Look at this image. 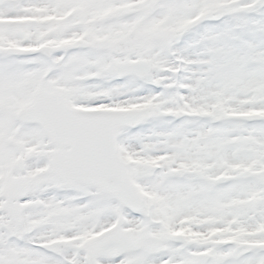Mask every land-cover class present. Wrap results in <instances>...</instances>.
I'll return each mask as SVG.
<instances>
[{"label": "rangeland", "instance_id": "obj_1", "mask_svg": "<svg viewBox=\"0 0 264 264\" xmlns=\"http://www.w3.org/2000/svg\"><path fill=\"white\" fill-rule=\"evenodd\" d=\"M48 1L50 7H74L73 14L68 13L73 18H58L70 6L50 9ZM149 1L10 0L0 7V191L7 177L17 176L18 159H25L28 152L35 154L32 160H25L29 188L19 202V225L0 210V264H85L80 245L111 227L118 216L123 217V228L132 237L146 240L140 252L119 258L104 255L98 258L99 264H264V206L260 214L263 221L258 225L250 222L246 212V199L259 195L257 191L245 189L249 193L245 199H238L235 189H229L227 196L217 193L209 201L211 205H206L207 212L198 214L200 218H188L187 226L181 227L190 231L186 242L173 245L166 242L159 222V193L165 186L160 183L164 176L157 171V165L166 167L168 172L181 168L182 158L189 159V151H200L202 143L196 141L205 139L204 121L212 117L201 114L204 108L194 110L196 116L192 109L186 120L183 116L194 97L182 91L190 72L191 85H200L197 93L194 90L199 97L196 101H205L211 113L217 110L224 91L229 106L223 115L239 112L249 118H264V1L259 8L249 7L257 0H166L139 24L142 8ZM125 11L131 15L125 16ZM105 13L115 14L114 22L98 27L91 24L89 32L86 22ZM48 16L52 17V24L40 22ZM27 18H36V22L27 24ZM195 20L200 24L194 30L176 37L177 31L190 27ZM154 31L170 34L163 41H149L139 53L128 49L129 43ZM96 33L101 43L110 37L105 42L108 48L99 46L94 52L78 51L73 56V50H66L70 57L64 59L57 49L62 46L54 44L59 38L63 43H76ZM40 42H54L52 71L50 50ZM38 44L40 52L36 56L17 58L5 53L10 47ZM137 58L148 61L152 67L150 75L145 79L123 76L120 80L113 71L114 61ZM91 62L96 67H89ZM177 68L183 70L178 83L174 77ZM72 79L77 80V86ZM52 87H60L73 97L78 107L138 112L146 117L141 125L119 131L116 139L118 157L128 163L138 194L143 200L151 198L141 212H128L117 199L92 186L64 188L49 173L53 148L47 137L38 126L16 116L29 106L40 88ZM200 115L203 118L199 119ZM246 134L241 146L263 152L264 132L260 137H252L253 130H246ZM253 138L257 147L250 143ZM216 145L217 141L212 147V173L205 168L202 174L207 178H215L224 169L217 167L220 153ZM233 150L228 152L229 177L237 167L230 154ZM198 173L200 176L201 171ZM165 182L169 184L170 180ZM163 194L167 199L171 197L168 190ZM2 204L0 196V208ZM232 204L241 209L226 217L224 212ZM200 207L193 206L187 215H193L195 208ZM60 240L66 248L58 253L40 249L45 243ZM223 242L227 243L225 247ZM200 253L208 258L200 259Z\"/></svg>", "mask_w": 264, "mask_h": 264}, {"label": "water", "instance_id": "obj_2", "mask_svg": "<svg viewBox=\"0 0 264 264\" xmlns=\"http://www.w3.org/2000/svg\"><path fill=\"white\" fill-rule=\"evenodd\" d=\"M160 0L152 1L143 11V15L153 9ZM2 1L0 0V4ZM113 19L107 16L101 22ZM154 38L160 34H153ZM11 54H19L9 50ZM142 62L133 64H117L120 73H134L138 76L147 70L135 71ZM123 67V68H121ZM53 97V98H52ZM45 91H38L35 103L28 109L19 112V117L27 122L39 125L48 135L51 144L56 147L50 160V174L60 180L64 186L91 184L108 195L116 196L125 207L139 211L142 201L129 179L127 164L122 163L115 148V134L122 128H130L144 120L141 114L125 112H79L71 111L62 104L61 97ZM33 157L28 155V159ZM18 173L22 174L24 162L20 160ZM28 184L23 177H10L2 189L5 203L2 211H7L10 218L19 223L20 212L18 201L27 191ZM142 238L133 239L122 229V218L119 217L115 226L103 232L93 240L85 243L81 251L86 255L87 264H98L97 258L110 252L120 256L138 251ZM62 243L44 246L45 249L57 252L63 248ZM113 246V249L108 250Z\"/></svg>", "mask_w": 264, "mask_h": 264}, {"label": "flooded vegetation", "instance_id": "obj_3", "mask_svg": "<svg viewBox=\"0 0 264 264\" xmlns=\"http://www.w3.org/2000/svg\"><path fill=\"white\" fill-rule=\"evenodd\" d=\"M175 2H181L182 0H174ZM7 2V1H6ZM176 34V33H175ZM166 37H169V34H166ZM61 38L57 39L60 40ZM94 48H96V43H94ZM46 48L48 46H45ZM134 46H129V48H133ZM88 67V66H87ZM152 71V69H151ZM206 77V76H205ZM202 83V82H201ZM212 83V82H211ZM207 84H210L209 81H207ZM203 86L201 87V89ZM193 89H200V85L196 88L195 85L193 86ZM62 98L63 100L67 103V105H73L75 100H73V97H68V94H66L64 91H62ZM196 107L194 110H198L200 108H204V110L207 111V106L205 104V101H201L198 103H195ZM92 108V106H89ZM96 109V108H95ZM194 113V112H193ZM196 116V113H194ZM228 117H216V118H211V119H206V123L208 125L207 129V135L205 136L204 141V147L202 150H200L198 153L194 149V151H189V154L187 157H189L188 160H184L182 158V162L185 164L180 168V172L183 174L181 175L178 173L175 169H169L171 170L169 173L164 172L162 173V176L167 177L168 180H170V183L167 184L165 181L166 179H161V184L165 186L164 190L160 193L161 198L159 200V209H160V220L162 223H164V219L169 220V224L167 227V233L168 236H173V235H178L180 232L175 231L178 230L179 227L178 225L174 226V221H176V218L178 216L180 217H199L198 214L202 215L201 212H207L206 205H211L209 201H212L213 195L220 193L222 196H227L228 190H229V178H228V144L226 140L228 137ZM218 122H223L224 124L227 125H222L221 126V138L222 141L217 143V150L220 153V158L219 160L216 161L217 167H223L219 173L222 175L221 179H216L215 181H212L211 178L204 177L202 175L198 177H193V174L197 170L206 171L211 170V167L213 165V160H212V147H213V142L214 138L216 135L212 134L213 132V126L215 123ZM238 126H239V131H252L253 130V137H257L261 135V127L260 124L258 125H253L250 126V128L245 127V122H249V119H238ZM232 130H236L235 127L232 128ZM264 131V127L262 128ZM242 138L245 137L244 134L241 136ZM198 141V140H197ZM200 141V140H199ZM250 143L253 144L254 147L258 145L255 140H250ZM242 146L239 147V149L233 150L230 152L231 158L234 161V165L237 166L233 171L238 174L237 180L231 182V187L232 189L238 190L237 191V196L238 199L244 198V195H248L249 193L244 192L245 189H254L255 191H259L258 196H262L261 198L264 199V191H263V183L261 182L260 179L258 178H253L252 181H243L240 178V174L243 171H249V172H258L260 170H264V166H260L261 163H264V151L261 152L258 149H244ZM186 152V151H185ZM186 157V158H187ZM191 157L194 158V160L190 161ZM175 163V161L173 162ZM233 165V166H234ZM212 173V172H210ZM185 175H188L186 178L184 177ZM191 175V176H190ZM183 179L184 182L181 183L178 180ZM194 179H198V185L195 182ZM169 191L171 197L170 198H165L163 193H166V191ZM251 203L252 199L248 201V208L246 209V212H251ZM264 204V201H263ZM200 205V208H195V213L193 215H187L190 214L193 206ZM234 209V208H232ZM210 212V211H209ZM259 212V211H258ZM230 215L229 211L225 212V216L228 217ZM200 218V217H199ZM253 223H257L256 220L251 219ZM175 233V234H173Z\"/></svg>", "mask_w": 264, "mask_h": 264}]
</instances>
